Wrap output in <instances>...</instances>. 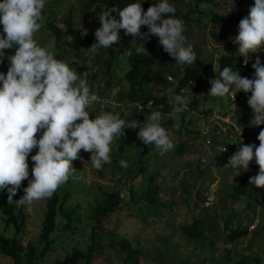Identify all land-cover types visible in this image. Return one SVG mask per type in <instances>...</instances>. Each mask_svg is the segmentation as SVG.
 Returning <instances> with one entry per match:
<instances>
[{"label": "rangeland", "instance_id": "374dc122", "mask_svg": "<svg viewBox=\"0 0 264 264\" xmlns=\"http://www.w3.org/2000/svg\"><path fill=\"white\" fill-rule=\"evenodd\" d=\"M145 1L146 0H139V3L143 5ZM174 1H176L178 8L182 12L187 13L189 11V4L193 0H169V3ZM213 1L215 8L212 9V13H210L211 6L204 5V8L207 10L208 14H220L222 17L221 24L218 26L215 25L210 21L211 17L208 15L201 19L202 22H200V24L197 23V26L199 25V32H197V28L189 27L188 32L185 33L187 40H193L194 44L200 48L197 53L202 55L204 62L211 66V70L209 71L214 73L210 80L216 78L218 74L219 59L223 55L229 54L232 48H236V51H238V45L233 44L229 40V37L234 38L238 34L240 19L247 16L249 9L254 6V0H235L234 10L228 14L233 0ZM87 2L88 0H46V7L43 10V18L41 20L43 27L35 35L37 42L41 46L54 45L53 37L47 28L50 22L49 18L51 15H57L58 25L62 27L63 20L67 17L71 6L76 7L78 5L77 8H81L82 10L81 14L83 18L77 21V25L80 29L82 26L91 31H95L99 28L100 23L97 19V15L108 8L102 5H94L85 10ZM204 24H206V27ZM203 27L204 29H202ZM2 28L3 26L0 25V32H2ZM67 39L71 41L70 37H67ZM218 44H223L224 48L222 45ZM148 46L152 48L156 54V64L158 68L169 69L178 65L175 63L174 58L163 51L160 44L154 45L153 43H149ZM79 50L83 52L84 57H90L92 59L87 63L90 74L104 73L103 80H101V78L99 79V77L96 79L97 81L95 84L97 85H95L94 90L98 91L94 93L98 94L104 100L105 104L111 107L112 113L119 115L121 111L120 106H123V103L127 102V100H121V95L119 93V90L123 86L125 87L126 83L125 72L120 70L122 66L126 67V63L122 58V56L125 55V49H120L119 46L114 47L112 51L101 48L98 49L96 53H92L86 48H80ZM14 51V49L6 50L9 55L14 54ZM104 51L106 54L101 55ZM55 53H57V51H55ZM73 55L74 51L70 50V56ZM259 56L261 62L264 63V52L259 53ZM108 60H113L114 64H116L115 69L118 68V71L112 76V87L107 86V81L110 79L111 74L108 73L104 61ZM254 61L255 56H252L248 63L252 71H239L241 76L248 78L253 77L254 69H252L251 64ZM65 62H68V60ZM7 67L8 62L5 60L3 64H0V72L6 73ZM70 67L74 68L78 73L77 67L73 63H71ZM170 74L171 73H168V75ZM92 83L88 81L89 86ZM210 87L211 85L208 83L207 86L202 89L203 91H201L202 93L200 95L201 103L203 102V97L208 95ZM101 88L104 90L100 91ZM126 90H128L127 87ZM154 93L160 99L163 98L166 102L165 116L167 117L164 118V121H167L169 118L173 120L172 127H169L165 122H163L161 126L169 133L174 143V148L161 156L159 154V149H155L154 145L143 160L144 166L147 167L148 171L142 174H139L138 168L129 171L127 168H132L134 161L139 160L140 153L145 150L146 145L138 139L137 133L139 128H126L125 135L115 142L112 146L113 151L111 153L112 163L115 156L114 150L117 151L118 146H125L126 154L123 160L127 161L128 167L123 168L125 172L124 176L114 173L111 164L105 165L100 171L96 170L89 163L90 157H88L87 152L81 151V159L72 162L75 169L74 174L60 187L61 196L67 193L71 194V197L64 205V209L76 210L73 217L74 221H72L70 228H65L67 221L64 218H59L58 230L53 236V239H55L53 245L54 250L45 258L44 264H53L57 259H64L67 254L72 252L75 248L87 250L88 245H90V236L94 228L96 229V239L98 243L107 248H109V243L113 238L117 241L129 239L135 242L137 239L140 240L141 249L145 252L143 264H157L155 258L159 254L166 257L167 261L170 258H175L180 262H186L188 260L191 264H221L222 261H225V249L231 250L234 254L233 260L229 264H237L244 258H246V264H257L256 258H261L263 260L262 264H264V195L262 204L257 209V220L255 224L251 226V233L249 236L238 241L234 245H230L223 240L225 219L227 220L228 216L234 215L231 218L233 222L236 223L237 218L245 216L249 213V210L247 201H244V199L234 201L232 197H230L236 181L241 177L240 174L246 172L242 169L224 168L229 158L218 156L214 153L212 148L213 143L208 141L212 139L211 136H213L214 127L218 124L216 115H213L212 120L207 122V119L202 118V114H200L196 116L194 123L189 125V116L191 114L193 116L197 114L192 110L191 101L187 109L179 112L174 111L172 115L175 109L173 101L175 97L179 95L175 93V88L155 89L153 94ZM111 95H113V99ZM181 95L183 96V94ZM249 95L250 93H243V95L240 96H242V100L245 101L241 103L238 102V104L235 102L233 105L235 110L232 115H234L235 119L241 120L243 119V115H246L248 118L252 117V111L247 105V96ZM188 96L191 100L194 99L193 92H188L186 94L187 99H189ZM210 99L212 103L214 102L218 106L221 105L219 99L214 97ZM227 102L228 100L225 101V103ZM95 109V105L89 109L91 118L93 119L96 116L95 114L94 116L92 115ZM185 111L187 114L190 113L185 119L186 123L183 122V116L181 114V112ZM99 114L101 113L99 112ZM220 139L221 138H217V140ZM182 143L186 146V153L184 154L177 152V149ZM215 147L217 149L218 147L223 148L219 145H215ZM227 152L230 153L229 151ZM35 153L36 150H33L32 155ZM231 153H233V151H231ZM199 158L203 159L200 169L196 167V162ZM28 163L29 178H31L32 163L29 159ZM253 168L254 164L252 161L249 171L253 170ZM102 173L104 176L101 175ZM151 175H156L155 183L160 185V190L156 193L161 203L168 205V208L164 209V215H162L161 219L157 220L152 214L147 215L148 211L144 207L143 199L141 200L142 196L148 190L149 177ZM135 176L136 179L133 180L132 177ZM120 177L122 178L120 183L113 182L114 178ZM115 187L120 191V204L118 205V210L108 217L101 219L100 222L93 219L92 217L95 214L96 208L104 200V192L112 191ZM131 192H135L133 197ZM208 197L213 198V205L208 210L209 216L206 223V242H193L189 238H185L181 235L179 225L190 222V220L196 216L199 218L203 217L205 214L203 208L204 202ZM140 208L143 209L141 210ZM171 208L181 211L180 215H172L170 211ZM45 211L46 200L27 205L25 210L27 225L24 231V246L30 243L37 247L40 245L39 238L42 232ZM215 224L220 228L218 231L215 230ZM0 233L10 238L15 235L14 227L6 228L1 212ZM210 240L215 241V246H211ZM107 254L112 256L113 264H120L117 259V256L123 254L120 247H116L114 252H108ZM207 256H210L211 259L204 263V259ZM9 261L10 259L4 257L0 253V264H10ZM158 262L160 264L162 263L160 259ZM96 263H100L98 259Z\"/></svg>", "mask_w": 264, "mask_h": 264}, {"label": "clouds", "instance_id": "9594fccd", "mask_svg": "<svg viewBox=\"0 0 264 264\" xmlns=\"http://www.w3.org/2000/svg\"><path fill=\"white\" fill-rule=\"evenodd\" d=\"M45 7L46 0H0V64L8 62L7 72H0V192L6 191L8 204L15 201L18 208L51 199L74 174L72 162L81 159V151L90 153L89 163L102 170L111 163L112 146L125 135L126 128H139L138 139L146 146L154 144L161 156L174 148L169 133L161 126L158 109L143 123H128L107 111L90 118L89 109L100 102V97L91 91L86 75L57 59L54 45L41 46L35 39L43 27ZM234 7L235 0L228 14ZM175 12L169 0H159L146 11L141 3L103 10L97 15L100 27L94 32L95 43L88 50L96 53L119 45L123 30L132 37L129 43L137 54L147 52L145 42L155 36L176 64L192 65L197 54L188 43L184 21ZM145 26L147 31H142ZM80 33L86 37L88 29L82 26ZM229 40L238 45V54L244 58L242 67L255 56L251 64L254 75L243 77L225 66L209 81L208 95L227 101L235 100L240 92L250 93L247 105L252 111V127L264 125V63L259 56L264 52V0H254L248 15L239 21L238 34ZM10 49L14 54H7ZM173 105L179 112L189 107L190 100L177 95ZM257 139L258 145L244 144L241 139L224 168L247 172L255 160L259 171L249 178V184L264 188V128ZM226 151L224 148L221 152ZM119 163L122 168L128 167L125 160ZM25 180L24 195L14 200Z\"/></svg>", "mask_w": 264, "mask_h": 264}, {"label": "trees", "instance_id": "16d2710c", "mask_svg": "<svg viewBox=\"0 0 264 264\" xmlns=\"http://www.w3.org/2000/svg\"><path fill=\"white\" fill-rule=\"evenodd\" d=\"M158 2L159 0H146L142 6L146 11L149 6ZM129 3H139V0H88L85 10L93 7L94 5H102L106 8L117 7L122 9ZM171 4L176 8L175 16L184 21L187 27L186 32H188L189 27H195L197 28V32H199V25L197 26V23L200 24V22H202L201 19L208 15H210L211 17L210 21L215 25L218 26L221 24L222 17L220 14H208L207 10H205L204 8V5L211 6L210 13H212V9L215 8L213 0H193L189 4V11L187 13L182 12L178 8V4H176V1L172 2ZM77 6H71L69 8L68 15L63 20L62 27L58 25L57 15H51L49 18L50 22L48 23L47 28L53 37L54 48L55 51H57L56 58L62 61L68 60L67 63L69 64V66L71 65V63H73L77 67V71L79 74H85L87 80L91 83L93 82L92 84H90V89L94 93L98 91L94 90L95 85H97L95 84V82L97 81L96 79L99 77V79L101 78V80H103L104 73L90 74V69L88 68L89 66L87 63L92 59L90 57H84L83 52H80L79 50L80 48L88 49L93 43H95V31L88 30V35L86 37H81V29L78 27L77 21L81 20L83 16L81 14V8L78 9ZM113 15H116V13H113ZM204 25L206 27V24ZM202 29H204V27ZM142 31H147V27H142ZM120 36L121 41L117 46H119L120 49H125L126 51L125 55L122 56L123 60L126 63V67L122 66L120 70L125 72L126 83L125 87L123 86L119 90V93L121 95V100H127V102L123 103V106H120L121 111L119 113V116L121 119H124L128 123H131L132 120L144 122L145 118L150 115L155 108L159 107L160 105H166V102L165 100H163V98L160 99L155 93L153 94L155 89H167L168 87H173L175 88L176 94H183L184 97H186V94L188 92H193L194 94V99L191 100L188 96V100L191 101L192 110H194V113L197 114L193 116L192 114L190 115V113L187 114L186 111L181 112L184 123H186L185 119L189 115V123L187 122L189 125L194 123L196 116L200 114H202V118L207 119V122L212 120L213 115L219 116L221 119L230 116L232 123H223L222 126L216 125L214 127L213 136H211L212 139L208 140L210 143H213L212 148L214 150V153H216L218 156L229 158L234 152H236V147L239 148L240 146V144L238 143L240 142V137L241 139H243L242 141L244 144H259L257 136L260 130L264 128V125L252 127L253 125L250 121L252 117L248 118L246 115H243V119L240 120L235 119L234 115H232L235 110V107L233 106L235 102H237L238 104V102L241 103L245 101L242 100V96H240L243 95L244 92H240L235 100L229 98L227 103H225V100L219 99V102L221 103V105L219 106L216 103L211 102V96L209 95H205L203 97V102H200V95L202 93L201 91H203L202 89L207 86L214 72L212 73L209 71L211 70V66L204 62L200 53H197L200 48H198L196 44H194L193 40L189 39L190 41H188V43L193 46V50L197 54V59L192 65H185L183 67H181L180 65H176L169 69H163L161 67H157L156 54L154 50L148 46L149 43H153L154 45L159 44V40L157 37L152 36L150 41L145 42V48L147 52L137 54L135 48H133L129 43L132 37L126 36L124 34V31L122 30L120 31ZM67 37H70L71 41H69ZM137 43H139V38H137ZM114 47L116 46L108 49V51H112ZM70 50L74 51L73 56H70ZM129 51H131L130 56L128 55ZM104 54H106L105 51L101 53V55ZM243 63L244 58L242 56H239L236 48H232L229 54H225L219 59L218 73L225 66L232 67L233 70L237 71L245 70L246 72H251L252 70H250L249 65L242 67ZM104 64L107 67L108 73L111 74L110 79L107 81V86L112 87V76L115 75L114 73L118 71V68L115 69L116 64H114L113 60L104 61ZM168 73L172 74L170 75L174 77V82H170L168 80ZM126 87L128 88V90H126ZM101 90L104 89L101 88L100 91ZM111 97L113 99V95H111ZM100 100V102L94 104L96 109L92 113L93 116L94 114L100 115L99 112H112L111 107L109 105H106L101 97ZM149 102L153 103L152 106H148ZM139 106H141V108ZM174 111L176 110H173L172 115ZM139 114L141 116L140 120L137 118ZM165 117L167 116H165L164 113L161 119V124L165 122L169 127H172V118L164 121ZM223 126L225 127V129H223ZM236 128H238V131H236ZM217 138L221 139L217 140ZM215 145L226 148L230 153H228L227 151L221 152L223 148L218 147L217 149ZM153 146L154 144L146 146L145 150L140 153L139 160L134 161L133 167L127 169H129V171H132L135 168H138L139 174L148 171L147 167L144 166L145 164L143 160ZM231 151H233V153H231ZM114 152L115 156L112 163H110L111 168H113L112 170L114 171V173H118L120 174V176H124L125 172L120 166L119 161L124 159V156L126 154L125 146H118V150H114ZM177 152L180 154L186 153L185 144H180ZM87 155L88 157H90V153H87ZM28 159L32 163L30 156ZM202 160V158H199L196 162V167L199 169L203 163ZM253 164V170L240 174L241 177H239L236 181V184L233 187V192L230 194V197H232L234 201H238L240 199H244V201H247L249 210V213H247L245 216L238 217L236 223H234L231 218L234 215L228 216L227 220L225 219L223 227V240L230 245H234L238 241L249 236V234L251 233V226H253L257 220V209L262 204L264 188H256L254 185L249 184V178L256 175L259 171L258 166L255 164V160H253ZM101 175L104 176L103 173ZM121 179V177L114 178L113 182L120 183ZM132 179L135 180L136 176L132 177ZM155 181L156 175H151L149 177L148 190L142 196L141 200L143 199L144 201V207L148 211L147 215L152 214L157 220L161 219L162 215H164V209L168 208V205L161 203V200L156 193L158 190H160V185L156 184ZM27 184L28 181L25 180L21 189L17 192L16 196L13 197L14 200H17L24 195L23 187H27ZM134 193L135 192H131L132 197ZM103 195L104 200L96 208L95 214L92 217L99 222L101 219H104L110 214L115 213L118 210V205L120 204V191L116 187L112 191L104 192ZM70 197V193L61 196L59 188L51 199L46 200L44 222L39 238L40 245L37 247L32 243L24 246V231L27 225V216L25 214V210L27 205L18 208L15 201H13V203L11 204H8L7 192H0V212L3 215L5 226L6 228H15V235L12 238L0 233V253L4 257L10 259V264H44L45 258L54 250L53 245L55 243V239H53V236L58 230L59 218H64L67 221V225L65 226V228H70L72 221H74L73 217L76 210L64 209V205ZM203 208L205 212L203 217L199 218L198 216H196L192 218L190 222L182 223L179 225V231L181 232V235L197 243L206 242V223L209 216L208 210L210 208H206L205 206ZM140 209L142 210L143 208ZM170 211L174 216H176V214L180 215L181 213V211H179L178 209L175 210L174 208H171ZM219 229L220 228L216 225L215 230L218 231ZM96 235V229L94 228L90 236V245H88L87 250L75 248L72 252L68 253L64 259H57L53 262V264H97V259L100 262L99 264H113L112 256L107 253L114 252L116 247H120L121 251L123 252V254L117 256L120 264H143L145 252L141 249L140 240L137 239V241L135 242L129 239L117 241L115 238H113L109 243V248H107L106 246L100 245L98 243ZM210 242L211 246H215L214 240H210ZM233 256L234 254L231 250L225 249V261H222L221 264L231 263L233 260ZM158 258L162 261L161 264H191V262L188 260L186 262H180L175 258H170L167 261V258L163 257L160 254L155 258L157 264H160L158 262ZM210 259V256H207L204 259V263L208 262ZM255 260L257 264L263 263V260L261 258H256ZM239 263L246 264V258L242 259Z\"/></svg>", "mask_w": 264, "mask_h": 264}, {"label": "built area", "instance_id": "2783aa9c", "mask_svg": "<svg viewBox=\"0 0 264 264\" xmlns=\"http://www.w3.org/2000/svg\"><path fill=\"white\" fill-rule=\"evenodd\" d=\"M168 80L170 81V82H174L175 80H174V77L173 76H171V75H169L168 76ZM185 93V92H184ZM101 101V100H100ZM152 102H149L148 103V106H152ZM140 108H141V106H139ZM159 110V111H161V113H162V116L164 115V113H165V109H166V105L164 104V105H160L159 107H157V108H155L154 109V111L155 110ZM137 118L140 120L141 119V116H140V114L137 116ZM216 118H217V121H218V124L217 125H223V123H232V120H231V118H230V116H228V117H224V118H220L219 116H216ZM141 123H143L142 121H141ZM223 129H225V127L223 126ZM236 131H238V128H236ZM243 140V139H242ZM240 141H241V137H240ZM237 149H238V147H236V151H237ZM212 205H213V198H211V197H208L206 200H205V202H204V206L206 207V208H211L212 207Z\"/></svg>", "mask_w": 264, "mask_h": 264}]
</instances>
